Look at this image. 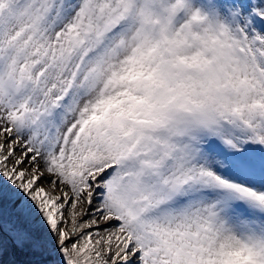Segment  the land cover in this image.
<instances>
[{"label": "snow or ice", "instance_id": "1", "mask_svg": "<svg viewBox=\"0 0 264 264\" xmlns=\"http://www.w3.org/2000/svg\"><path fill=\"white\" fill-rule=\"evenodd\" d=\"M0 264H264V0H0Z\"/></svg>", "mask_w": 264, "mask_h": 264}]
</instances>
